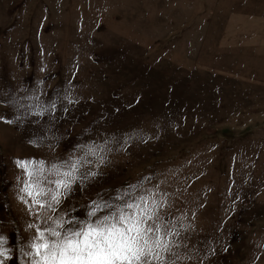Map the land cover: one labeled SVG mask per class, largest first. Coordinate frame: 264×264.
Segmentation results:
<instances>
[{
  "label": "rangeland",
  "instance_id": "374dc122",
  "mask_svg": "<svg viewBox=\"0 0 264 264\" xmlns=\"http://www.w3.org/2000/svg\"><path fill=\"white\" fill-rule=\"evenodd\" d=\"M142 196L165 264H264V0H0V264Z\"/></svg>",
  "mask_w": 264,
  "mask_h": 264
},
{
  "label": "snow or ice",
  "instance_id": "6c2138e0",
  "mask_svg": "<svg viewBox=\"0 0 264 264\" xmlns=\"http://www.w3.org/2000/svg\"><path fill=\"white\" fill-rule=\"evenodd\" d=\"M79 165V160L67 163L65 167L69 170L62 174L53 166L56 175L63 178L55 180L56 191L51 195L52 202L59 204L60 197L71 190V185L77 180ZM20 166L25 165L21 163ZM90 175L95 176L96 173ZM60 189H64V192ZM28 194L33 195L31 191ZM35 195L47 196L48 193L40 188ZM33 198L35 200V196ZM35 203L41 208L52 209V203L42 204L40 200H35ZM93 204L88 215L94 220L84 221L80 227H65L66 223L72 225L73 222L57 218L53 221L55 226L38 230L39 234L33 235L28 247L34 252L29 251L24 255L38 257L33 264H165L164 253L171 251L165 237L171 233L164 230L162 235V226L156 222L155 208L148 206L147 197L125 201L123 206H117L104 215H98V212L112 209L113 206L107 203ZM3 243V237H0V249ZM3 255L5 252L0 250V256Z\"/></svg>",
  "mask_w": 264,
  "mask_h": 264
}]
</instances>
